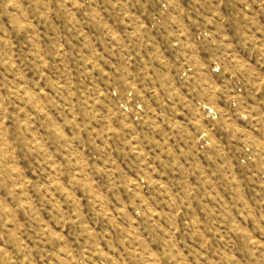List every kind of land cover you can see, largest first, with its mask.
Returning a JSON list of instances; mask_svg holds the SVG:
<instances>
[{
	"label": "rangeland",
	"instance_id": "374dc122",
	"mask_svg": "<svg viewBox=\"0 0 264 264\" xmlns=\"http://www.w3.org/2000/svg\"><path fill=\"white\" fill-rule=\"evenodd\" d=\"M0 264H264V0H0Z\"/></svg>",
	"mask_w": 264,
	"mask_h": 264
}]
</instances>
